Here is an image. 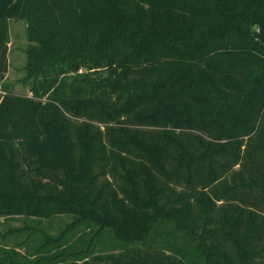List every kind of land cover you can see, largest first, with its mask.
Segmentation results:
<instances>
[{
    "label": "trees",
    "instance_id": "obj_1",
    "mask_svg": "<svg viewBox=\"0 0 264 264\" xmlns=\"http://www.w3.org/2000/svg\"><path fill=\"white\" fill-rule=\"evenodd\" d=\"M62 216L0 264H264V0H0V221Z\"/></svg>",
    "mask_w": 264,
    "mask_h": 264
},
{
    "label": "rangeland",
    "instance_id": "obj_2",
    "mask_svg": "<svg viewBox=\"0 0 264 264\" xmlns=\"http://www.w3.org/2000/svg\"><path fill=\"white\" fill-rule=\"evenodd\" d=\"M28 43L26 40V23L24 21H9L8 22V45H7V62L8 70L5 76V84H9L13 92L16 94H27V88L22 87L21 80L24 78L22 71L26 63L24 50ZM4 222L0 225V233L6 232L9 228L23 229L27 228L25 233H20L17 239L24 240L28 234L33 231L32 238L34 243L42 241V236L47 235L49 237L56 238L59 233L65 229L69 224L70 218L68 216H62L54 218L50 221H33L22 218H15L10 220H2ZM81 233H77L75 238ZM13 240H9L8 244L11 245ZM7 243V242H6ZM105 244H107L105 242ZM24 252V250H21Z\"/></svg>",
    "mask_w": 264,
    "mask_h": 264
},
{
    "label": "crops",
    "instance_id": "obj_3",
    "mask_svg": "<svg viewBox=\"0 0 264 264\" xmlns=\"http://www.w3.org/2000/svg\"><path fill=\"white\" fill-rule=\"evenodd\" d=\"M6 246H8V247H9V244H7V243H6ZM17 252H19L21 255L24 253L23 251H21V250H18V249H17Z\"/></svg>",
    "mask_w": 264,
    "mask_h": 264
}]
</instances>
